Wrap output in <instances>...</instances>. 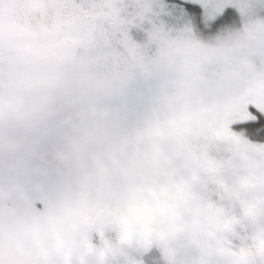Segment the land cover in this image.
I'll use <instances>...</instances> for the list:
<instances>
[{"label": "rangeland", "instance_id": "obj_1", "mask_svg": "<svg viewBox=\"0 0 264 264\" xmlns=\"http://www.w3.org/2000/svg\"><path fill=\"white\" fill-rule=\"evenodd\" d=\"M116 3L0 0V102L33 133L61 125L60 117L45 118L48 111L24 72L36 63L52 78L51 61L65 59L81 74L67 76L81 87L87 141L102 155L109 146L115 156L109 172L117 204H94L81 190L76 220L74 193L61 178L33 170L21 187L14 173L1 169L0 264H42L39 258L43 264H264V151L232 127L253 120L251 108L264 110L252 100L264 94V57L258 54L264 19L245 14L248 27L241 31L238 13L237 22L211 38L201 36L191 16L165 19L160 24L175 40L183 38L176 30L187 27L208 43L225 39L226 47L188 67L166 43L153 51L159 68L138 61L134 71L115 72L110 69L144 43L143 35L128 36ZM214 18L203 12L200 22L207 28ZM224 111L234 114L227 128L218 118ZM128 130L137 141L125 138ZM161 146L172 155L171 173L161 167ZM10 155L26 173L25 159ZM124 211L146 213L160 230H134ZM174 225H181V240L170 231Z\"/></svg>", "mask_w": 264, "mask_h": 264}, {"label": "flooded vegetation", "instance_id": "obj_2", "mask_svg": "<svg viewBox=\"0 0 264 264\" xmlns=\"http://www.w3.org/2000/svg\"><path fill=\"white\" fill-rule=\"evenodd\" d=\"M198 33H196V36ZM53 65L49 66L51 69H56L55 76L48 78L44 75L45 66H40L36 63H30L25 67V75L28 80L27 84L32 88V94L38 100L40 104H43L44 108L48 111V114L44 115L46 119L60 117L61 125L56 127L44 126L36 133L41 135V139H44V143L47 144L46 150H41L40 144L35 145V151L37 158L46 162L48 165V176L51 178H61L66 186H68L74 193V198L78 208L76 209L75 219H81V190L86 192L94 201V204L100 203L109 208H117V204L113 198L114 190L111 187L110 170L113 169L115 156L109 146L104 147L102 155L97 152L96 147L87 141L86 134L88 132L82 126V107L83 97L81 87L73 80L72 77L79 78L81 74L72 68H69L70 64L62 58H54L51 61ZM69 69L71 71H69ZM71 76H67L68 74ZM195 73L196 68H195ZM79 82V81H77ZM165 106V99L162 102ZM51 114V115H50ZM3 128H2V127ZM121 123L120 129L123 128ZM15 127H19L25 132L22 133L24 143L21 136L17 135L14 131ZM53 131V132H52ZM31 131L27 126H23L14 116L7 112V108L0 102V149L6 151V158L11 161L10 152L21 155L28 163V170L23 173L14 163L9 161L12 166L13 173L17 176L12 178L21 186L26 187L29 183V174L33 171L29 160H26V156L23 152H20L18 147L27 145L26 140H30ZM34 135V134H32ZM58 135L60 138L57 143L52 141L51 138ZM125 138L137 141L139 136L134 130H128L125 134ZM161 148V154L165 157L162 168L165 172L171 173V153ZM32 152V155H33ZM150 166L147 167L149 176L151 174ZM82 176V177H81ZM83 178V179H81ZM59 182V181H55ZM81 183H84V189ZM88 187V188H87ZM87 188V189H86ZM37 207L40 203H35ZM89 210L92 208H88ZM125 214V215H124ZM84 218L85 216L82 215ZM122 217L128 220L129 226L134 230L148 235L151 232H158L159 221L157 219L150 218L146 213L132 211H124ZM169 218L168 221H170ZM127 224V221H126ZM181 225H174V229L170 231L175 232L176 236L181 240L179 234ZM153 228V229H151ZM170 233V231L167 229ZM172 243V240H171ZM43 264V258H39Z\"/></svg>", "mask_w": 264, "mask_h": 264}, {"label": "snow or ice", "instance_id": "obj_3", "mask_svg": "<svg viewBox=\"0 0 264 264\" xmlns=\"http://www.w3.org/2000/svg\"><path fill=\"white\" fill-rule=\"evenodd\" d=\"M115 7L119 16L127 23L128 36L134 39H137L134 34L144 36V43L139 45L133 55H125L110 69L115 72H119L122 67L134 71L139 66L138 61L143 62L145 66L159 68L158 64H152L153 51L166 43L177 50V61H182L188 67L196 66L199 61L226 47L225 39L217 36L214 43H208L196 37L187 27L176 30L183 38L175 40L167 25L160 24L165 19L180 21L186 16H191L197 30L205 38H211L224 26L237 22L238 13L241 31H246L248 27L244 22L245 14L256 20L264 19V0H228L227 3L226 0H155L152 3H145L144 0H117ZM234 8L237 10L233 11ZM203 12L215 17L207 28L200 22ZM258 54L264 57V46ZM252 100L258 106H264V94H256ZM250 110L255 117L253 120L234 123L232 127L235 131L245 129V136L250 138L249 142L264 151V110L257 111L255 107ZM233 115L230 111H224L218 114V118L227 128ZM257 264L260 262L257 261Z\"/></svg>", "mask_w": 264, "mask_h": 264}, {"label": "trees", "instance_id": "obj_4", "mask_svg": "<svg viewBox=\"0 0 264 264\" xmlns=\"http://www.w3.org/2000/svg\"><path fill=\"white\" fill-rule=\"evenodd\" d=\"M14 131L17 132L18 136H21L22 141L24 143L22 133H24L25 131L20 129L19 127H15ZM240 131L241 132L245 131L243 133H246V130H244V129H240ZM31 133L34 135L31 134V136H33V137L30 138V140H26L27 145H23V147L22 146L18 147L19 145H17L16 148H19L20 152H23L25 154L26 160H29V164L31 165L32 170H35L34 172L36 174H39V172H41V171H43L41 173L46 174V173H48V168H47L48 165H46L45 164L46 162H43L42 159L37 158V155H36L35 151L33 152V149H35L34 148L35 145L41 143L40 146H37V147H40L41 150H46L47 144L44 143V141L41 142L43 140L40 138L41 135H38V134L33 133V132H31ZM32 152H33V155H32ZM6 154H7L6 151H2L0 149V170L3 169L7 174L9 173V171H11L13 173V171L11 169V164H9L10 160L6 158ZM6 170H8V171H6ZM12 173H10V175Z\"/></svg>", "mask_w": 264, "mask_h": 264}]
</instances>
